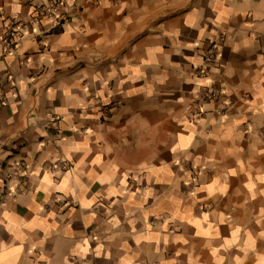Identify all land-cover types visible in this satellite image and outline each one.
<instances>
[{
  "label": "crops",
  "instance_id": "0c3cea01",
  "mask_svg": "<svg viewBox=\"0 0 264 264\" xmlns=\"http://www.w3.org/2000/svg\"><path fill=\"white\" fill-rule=\"evenodd\" d=\"M68 2L0 0V264H264V0Z\"/></svg>",
  "mask_w": 264,
  "mask_h": 264
},
{
  "label": "built area",
  "instance_id": "2783aa9c",
  "mask_svg": "<svg viewBox=\"0 0 264 264\" xmlns=\"http://www.w3.org/2000/svg\"><path fill=\"white\" fill-rule=\"evenodd\" d=\"M29 5L31 8V21L39 22L44 18L49 19L51 22L56 24L63 23L65 20L69 18V2L68 0H22ZM26 24L22 25L19 28H8V30L4 33L3 42H4V50L7 53L13 52L19 42L25 36L24 29L26 28ZM222 41L221 39L215 40L211 47L208 49L205 55V60L208 64H213L219 55V51L221 48ZM8 102V98L0 87V105ZM18 166L21 164L18 162ZM62 166L66 169L71 168V163L64 159L62 161Z\"/></svg>",
  "mask_w": 264,
  "mask_h": 264
}]
</instances>
